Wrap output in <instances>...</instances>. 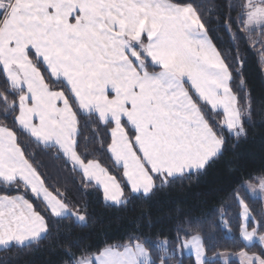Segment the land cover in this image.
I'll use <instances>...</instances> for the list:
<instances>
[{
	"label": "snow or ice",
	"instance_id": "6c2138e0",
	"mask_svg": "<svg viewBox=\"0 0 264 264\" xmlns=\"http://www.w3.org/2000/svg\"><path fill=\"white\" fill-rule=\"evenodd\" d=\"M233 205L264 264V0H0V264H230L203 233Z\"/></svg>",
	"mask_w": 264,
	"mask_h": 264
},
{
	"label": "trees",
	"instance_id": "16d2710c",
	"mask_svg": "<svg viewBox=\"0 0 264 264\" xmlns=\"http://www.w3.org/2000/svg\"><path fill=\"white\" fill-rule=\"evenodd\" d=\"M259 132V129L257 130ZM27 143V142H26ZM252 150L256 151L258 153L259 151V145L253 144L249 146ZM31 151V148L29 149ZM37 162L41 165V171L45 173H50L53 177V182H55L56 179H59L61 183L67 182V186L70 190V195L79 197L81 194L77 192L76 188L72 185L71 182V175L68 174L66 171L62 172L59 176L56 175V167L60 165V161H53L49 156L40 154L37 156ZM104 162L108 163L107 156H104ZM258 162V161H257ZM77 180L79 177L76 178ZM228 184L229 181L224 180L222 181L217 187L222 188L223 191H218L217 195L219 197L224 198L225 203H231L230 200L227 199L226 193L228 191ZM180 196H183V194H177ZM84 199H86L89 204L94 207L97 212H102L104 209L100 208L99 203L97 201L96 194L93 193L89 196H85ZM199 197H188V204L185 205L186 207H192L193 205H199ZM215 201H212V204H215ZM204 207V211H206L207 207ZM237 209L233 205L232 208L228 209V214L232 216V232H227L221 227H213L211 229L206 230L203 233V239L205 243V247L207 248V255L209 257H212L215 253H233V254H239V251L242 247L239 240L236 238V225L238 223L235 213ZM135 215V210L129 211V217ZM194 216H201V211H193ZM179 221L168 218L162 220L161 223L157 225V230L163 229L165 233L171 230H175V228L178 226ZM106 230H102L99 233H94L91 242L99 244V246L103 247L105 243H114L119 239V236L122 232V229L120 228V222H113L110 225L105 226ZM111 237V239H109ZM14 254V253H13ZM13 254H5L0 253V256L3 255H13ZM35 260L36 264H40V262L44 259L43 256L36 255L35 257L31 255H23L21 254L19 261H13V264H28L29 261ZM194 257L191 255L184 254L183 255V264H193ZM216 264H223L221 261H217ZM230 264H240L237 261H231Z\"/></svg>",
	"mask_w": 264,
	"mask_h": 264
},
{
	"label": "rangeland",
	"instance_id": "374dc122",
	"mask_svg": "<svg viewBox=\"0 0 264 264\" xmlns=\"http://www.w3.org/2000/svg\"><path fill=\"white\" fill-rule=\"evenodd\" d=\"M184 254L191 255V256L194 257V253L191 250H189V249H185L184 250ZM221 254L225 255V257L229 259V262H231V261H237V262L240 263V257H239L238 254H233V253H221Z\"/></svg>",
	"mask_w": 264,
	"mask_h": 264
}]
</instances>
